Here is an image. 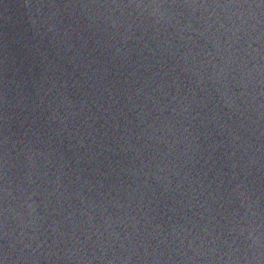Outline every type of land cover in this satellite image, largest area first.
Listing matches in <instances>:
<instances>
[{"label": "water", "instance_id": "1", "mask_svg": "<svg viewBox=\"0 0 264 264\" xmlns=\"http://www.w3.org/2000/svg\"><path fill=\"white\" fill-rule=\"evenodd\" d=\"M0 264H264V0H0Z\"/></svg>", "mask_w": 264, "mask_h": 264}]
</instances>
